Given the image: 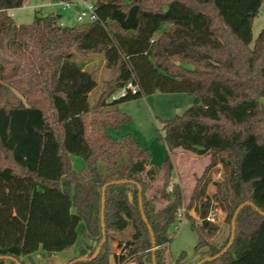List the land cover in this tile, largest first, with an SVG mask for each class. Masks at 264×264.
Here are the masks:
<instances>
[{"label":"trees","instance_id":"1","mask_svg":"<svg viewBox=\"0 0 264 264\" xmlns=\"http://www.w3.org/2000/svg\"><path fill=\"white\" fill-rule=\"evenodd\" d=\"M24 2L0 0V255L15 258L0 264H27L24 257L39 249H71L80 234L93 243H84L72 264H112V255L114 264L132 258L145 264L144 254L150 264L153 255L165 264L169 230L184 207L173 181L171 154L178 148L210 156L185 206L197 248L209 245L215 255L230 241L231 232L221 246L211 240L219 231L207 219L215 207L231 226L240 204H254L238 213L229 249L202 264H264V27L253 38L264 0H94L98 20L73 25L59 24L60 11L18 24L9 10ZM78 54H101L111 72L94 102L98 81ZM130 81L135 93L111 98ZM155 92L194 96L182 114L161 120L159 138L169 150L161 169L148 167L151 153L132 135L107 131L130 121L120 103ZM74 155L84 160L80 170ZM219 164L224 176L209 195L208 173ZM144 172L151 181L163 175L160 208L147 196ZM120 179L132 182L106 188L98 256L76 260L102 242L103 187ZM130 226L131 239L114 253V233Z\"/></svg>","mask_w":264,"mask_h":264},{"label":"rangeland","instance_id":"2","mask_svg":"<svg viewBox=\"0 0 264 264\" xmlns=\"http://www.w3.org/2000/svg\"><path fill=\"white\" fill-rule=\"evenodd\" d=\"M54 0H25L22 7L15 9L13 12V18L18 23H31L35 18V14L40 12L41 14H47L49 12L57 13L60 11L61 17L59 18V24L73 25L77 23L76 17L78 9L70 7L63 9L61 6L54 3ZM264 27V6L255 17L253 22V38L255 39L261 29ZM93 58L96 60L97 71L95 75L100 79H110L111 72L106 70L104 64V57L101 54H88V55H77L76 59L81 61L85 58ZM102 68V70H101ZM97 91L90 97V101L96 100ZM13 94L17 97L19 93L13 90ZM129 101V102H128ZM127 103L123 104L125 112L130 115V121L122 125L120 128L108 127L107 131L114 137H121L126 134L132 135L143 147L149 149L151 153L150 163L156 169H161L167 160L169 150L166 143L159 138L161 132V120L172 118L176 115L182 114L189 106L194 102V96L186 92H157L152 96H145L128 100ZM175 155H199L191 151L180 149L175 152ZM209 155V154H203ZM75 161H80L81 166L83 164V158L80 156H74ZM181 159V158H180ZM184 162L186 159L183 157ZM189 162V166L192 171L197 173L200 171L202 165L205 162V158H192ZM184 167L179 164V173L181 180L184 179V207L187 206L189 197L192 193V183L197 180L199 176L193 179L192 174L189 173V166L187 163L183 164ZM208 175L210 176V183L207 187V192L212 195L216 188L214 181L221 180L224 176L223 167L221 164L213 167ZM174 179L179 181L178 171L175 170L173 173ZM144 178L148 181L147 196L149 198L155 197V205L160 208L166 203L158 192V189L163 185V175L160 173L155 180H149L147 173L144 172ZM193 210V209H192ZM191 210V212H192ZM213 216L215 223L219 226L218 233L211 238L218 246H221L228 235L231 232L232 225L230 226L227 220V213L220 207H215L213 210ZM195 212V213H194ZM193 212V216L198 217L196 211ZM200 221V220H199ZM175 223L179 224V228L174 230V223L171 225L169 235L171 240L167 244V252H165V264H195L197 261L209 256L210 246L202 245L197 248L199 241L198 233L191 227L190 220L184 217L183 221L175 220ZM81 230V229H79ZM133 229L128 227L124 231H120L116 235V241L124 244L131 239ZM118 250L121 248L118 247ZM61 254L54 252L52 254L40 253L39 256L32 254L31 257L25 256L24 259L27 264H61ZM136 264H140L136 259H130ZM145 264H150L148 255H143ZM6 264H11L7 262Z\"/></svg>","mask_w":264,"mask_h":264},{"label":"crops","instance_id":"3","mask_svg":"<svg viewBox=\"0 0 264 264\" xmlns=\"http://www.w3.org/2000/svg\"><path fill=\"white\" fill-rule=\"evenodd\" d=\"M15 9H17V8H14V9H10L9 10V12H10V14L13 16L15 13L13 12ZM50 13V12H49ZM59 17H61V15H59ZM18 23V22H17ZM18 24H20V23H18ZM63 25H69V24H63ZM96 60L97 59H93L92 57L91 58H85V59H83V60H81V61H79L80 62V64L83 66V68H87V69H89L90 71H92L93 73H94V75H95V71H97V67L98 66H96ZM104 64H105V67H106V63H105V60H104ZM101 70H102V68H101ZM106 70H109L107 67H106ZM95 77L97 78V81H98V86L90 93V97L94 94V92L95 91H97L98 90V92L96 93L97 94V96H98V94H100V91H101V88H102V86H103V83H104V81L106 80L105 78L104 79H100V78H98L96 75H95ZM16 91V90H15ZM118 93V91L117 92H115L114 94H117ZM157 92H155V93H153V94H149V95H147V96H152V95H154V94H156ZM113 94V95H114ZM97 96H96V98H97ZM146 95H144V96H142V98L143 97H145ZM18 97H20L21 99H25L22 95H18ZM131 101H133V100H131ZM129 102V101H128ZM124 103H127V102H122V103H120L119 104V108L123 111V112H125V108H123V104ZM127 113V112H126ZM123 136H125V135H123ZM123 136H121V137H123ZM121 137H116V138H121ZM180 149H182V148H178V149H176L172 154H171V158H172V162H173V173H174V171L175 170H177L178 171V175H179V181H176L175 179H174V176H173V181L174 182H177V183H179L180 185H181V187H182V190L184 191V179H182L181 180V177H180V173H179V164L181 163V166L182 167H184V165L183 164H185V163H187L188 164V166H189V162L190 161H192L193 159L192 158H197V157H199V158H205V162H204V164L202 165V167H201V169H200V171L197 173L196 171H192L191 170V167L189 166V168H188V170H189V173H191L192 174V178L194 179L195 177H196V175L197 176H201L202 174H203V172H204V170H205V167L208 165V163L210 162V156L209 155H175V152H177L178 150H180ZM74 156H76V155H74ZM74 156H73V158H72V166H73V168L75 169V170H80L81 168H82V166H83V164H82V166H81V162L80 161H75V159H74ZM183 157L186 159V162H184L185 160L183 159ZM181 158V159H180ZM184 160V161H183ZM83 163H84V161H83ZM148 167H153V165H151V163L149 164V166ZM195 173H196V175H195ZM160 174H158L157 175V177L159 176ZM196 182H197V180L195 181H193V183H192V191H193V189H194V187H195V185H196ZM184 194V193H183ZM195 210H193L192 211V214H193V212H194ZM195 213V212H194ZM82 226H83V224H81L80 226H79V229H82ZM81 231V230H80ZM120 231H118V232H115L114 233V236L116 237V235L119 233ZM84 243H93V241L92 240H90V239H87V238H85V237H83L81 234L79 235V237H78V240H77V242L75 243V245L71 248V249H68V250H63V251H59V253L61 254V257H60V263L61 264H67L73 257H75L77 254H78V251H79V248L82 246V245H84ZM113 252L114 253H118L119 252V250H118V244H117V241H114V244H113ZM166 252H167V249H166ZM40 253H43L44 254V252L42 251V249H39L38 251H36L34 254H36V256H39L40 255ZM111 263L112 264H114L115 263V261H114V257H113V255L111 256Z\"/></svg>","mask_w":264,"mask_h":264},{"label":"built area","instance_id":"4","mask_svg":"<svg viewBox=\"0 0 264 264\" xmlns=\"http://www.w3.org/2000/svg\"><path fill=\"white\" fill-rule=\"evenodd\" d=\"M54 1L55 4L61 6L63 9H68L70 7H77L78 9L77 17H76L77 22H92L98 20L99 18L95 9L94 0H74L72 2L65 0H54ZM137 89H138L137 84H135L133 81H130L125 86L120 88L117 94L112 95L111 98L115 99L119 96L126 95L129 91L135 93ZM172 187H173V183L171 182L169 188L172 189ZM184 217H186L185 208H182L178 212L176 219L181 222L183 221ZM207 219L216 222L213 216V211H211L208 214ZM178 228H179V224L174 222V230H177ZM118 253H121V250H119ZM119 264H136V263L132 260H127L124 263H119Z\"/></svg>","mask_w":264,"mask_h":264},{"label":"water","instance_id":"5","mask_svg":"<svg viewBox=\"0 0 264 264\" xmlns=\"http://www.w3.org/2000/svg\"><path fill=\"white\" fill-rule=\"evenodd\" d=\"M128 182H132L131 180H128V179H120V180H113L111 181L110 183H107L104 185L103 187V194H102V233H103V240L102 242L100 243V245L97 247L95 253L90 256V257H78L76 260H87V259H93L95 258L96 256H98L100 250H101V246L102 244L104 243L105 239H106V226H105V216H104V210H105V196H106V188L110 185V184H122V183H128ZM138 187H139V200H140V208H141V213H142V217L144 219V221L146 223H148V220L146 218V215L144 213V210H143V202H142V186L140 184H138ZM246 204H250V205H254L252 202L250 201H247V202H244L242 204H240L234 215H233V218H232V222H231V225H232V229H231V238H230V241L228 242V244L226 245V247L223 248L222 251H220L219 253L215 254V255H209L205 258H202L201 260L197 261L195 264H202L203 262L205 261H209V260H213V259H216L218 257H220L221 255H223L228 249L229 247L231 246L232 242H233V239H234V235H235V229H236V218H237V215L238 213L240 212V210L246 205ZM255 208L257 210H259V208L257 206H255ZM260 211V210H259ZM260 213L264 214V212L260 211ZM149 228H150V231H151V235H152V243H153V247H152V250L155 251L157 246H156V239L154 237V232L152 231L150 225L148 224ZM0 258H5V259H15L14 257L12 256H7V255H0ZM73 261L69 262L68 264H72ZM153 264H156V257L155 255H153Z\"/></svg>","mask_w":264,"mask_h":264}]
</instances>
